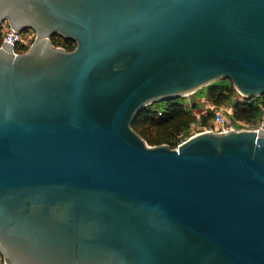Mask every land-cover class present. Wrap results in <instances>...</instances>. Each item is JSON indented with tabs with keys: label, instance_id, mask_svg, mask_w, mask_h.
Wrapping results in <instances>:
<instances>
[{
	"label": "water",
	"instance_id": "95a60500",
	"mask_svg": "<svg viewBox=\"0 0 264 264\" xmlns=\"http://www.w3.org/2000/svg\"><path fill=\"white\" fill-rule=\"evenodd\" d=\"M4 20L36 33L0 45L6 264H264V130L131 127L219 79L263 95L264 0H0Z\"/></svg>",
	"mask_w": 264,
	"mask_h": 264
},
{
	"label": "trees",
	"instance_id": "16d2710c",
	"mask_svg": "<svg viewBox=\"0 0 264 264\" xmlns=\"http://www.w3.org/2000/svg\"><path fill=\"white\" fill-rule=\"evenodd\" d=\"M54 46L72 50L75 42L64 39L57 34L50 36ZM1 45V37H0ZM26 50H23V52ZM223 81H228L224 83ZM203 91L206 99L215 106L230 104L232 107V119L248 124L257 122L262 112H264V94L253 98H243L234 89L228 79H219L204 86ZM259 105L262 106V110ZM200 109L194 102L190 107L182 97H171L166 100L152 102L144 106L132 121V129L139 134L147 144L160 145L167 144L171 148L187 139V132L193 123L206 125L212 117V112L208 111L200 115L198 120L193 115V110Z\"/></svg>",
	"mask_w": 264,
	"mask_h": 264
},
{
	"label": "built area",
	"instance_id": "2783aa9c",
	"mask_svg": "<svg viewBox=\"0 0 264 264\" xmlns=\"http://www.w3.org/2000/svg\"><path fill=\"white\" fill-rule=\"evenodd\" d=\"M0 37L1 43H16L17 53L23 52V50H27L33 43L36 33L33 29H25V30H12L10 29V25L6 20L0 23ZM242 97V96H241ZM204 107L193 110V115L198 120L200 115L206 114V112H212V117L208 121L206 125H200L197 122L193 123L190 128L193 130L191 135L204 132V131H212V132H226L229 130H264V112H262L260 118L257 122L253 124H248L241 121H235L232 119V112L230 110L225 109L222 106H215L211 102H206ZM191 103L188 104L190 107ZM262 110V106L259 105ZM195 128V129H192ZM190 135V136H191ZM0 264H6L2 254L0 253Z\"/></svg>",
	"mask_w": 264,
	"mask_h": 264
},
{
	"label": "rangeland",
	"instance_id": "374dc122",
	"mask_svg": "<svg viewBox=\"0 0 264 264\" xmlns=\"http://www.w3.org/2000/svg\"><path fill=\"white\" fill-rule=\"evenodd\" d=\"M223 82L227 83L228 81H223ZM182 99H183V101H186L187 106L189 103H192V102H194L196 104V106L199 108H202L206 104H208V103H206V102H208V100L204 96L203 91L200 89L197 90L196 92L192 93V94H189V95L182 97ZM221 106L232 112V107L230 104H224ZM192 129H195V128H192ZM192 132H193V130H191V128H189V131L187 132V137L190 136Z\"/></svg>",
	"mask_w": 264,
	"mask_h": 264
}]
</instances>
